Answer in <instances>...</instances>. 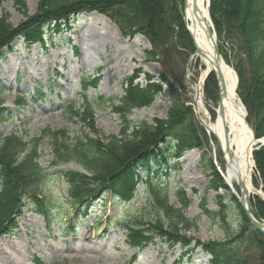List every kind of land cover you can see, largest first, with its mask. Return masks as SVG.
I'll use <instances>...</instances> for the list:
<instances>
[{
    "label": "rangeland",
    "instance_id": "rangeland-1",
    "mask_svg": "<svg viewBox=\"0 0 264 264\" xmlns=\"http://www.w3.org/2000/svg\"><path fill=\"white\" fill-rule=\"evenodd\" d=\"M230 2V6L239 8V0ZM38 3L39 0H0V21L10 28L17 27L36 12ZM223 13L221 0H210L208 15L221 58L238 77V69L246 72L245 61L237 42L231 40L234 36L227 38L221 32L228 26L221 20ZM165 22L167 27L155 44L141 34L123 38L117 26L97 12L72 16L68 27L63 26L59 33L53 31L52 25L44 28V47L28 48L20 37L15 38L13 51L0 59V104L12 113L0 123V140L16 133L29 142L46 128L64 129L71 138L81 136L86 129L75 112L84 104H93L96 125L103 135L118 134L121 123L112 106L118 104L125 90L146 85L156 90L148 105L133 109L129 120L136 124L166 116L172 84L191 112L199 143L167 157L165 168L152 161L149 177L166 189L169 203L176 207L180 206L176 195L179 190L190 196L184 214L195 225L182 230V234L200 243L223 240L242 221L240 206L215 166L209 139L189 99L182 98H189L191 93L186 74L187 66L192 69L188 64L192 46L179 30L181 23L174 0L167 1ZM168 28L170 31L166 32ZM51 42L58 48L49 47ZM217 91L211 74L204 87L205 95L214 99ZM25 92L27 96L19 106L18 99ZM236 93L242 102L237 88ZM32 94L39 98L32 99ZM39 150V162L47 173L44 195L59 219L46 221L24 210L12 234L0 238V264H208L210 256L196 245L185 250L179 244L154 238L136 250L126 243L127 231L122 222L155 213L149 181L142 178L145 172H137L141 180L135 185V197L121 202L107 195L94 200L84 215L77 216L67 200L60 170L82 169L74 163L53 164L46 139L41 141ZM252 183L254 188L263 189L255 162ZM259 204V198L251 195V210L262 212L258 219L264 221V206ZM203 207L215 211L218 217L208 216ZM68 220L72 229L66 230ZM107 224L110 227L105 232ZM239 255L246 264H258L256 248L250 243L241 248Z\"/></svg>",
    "mask_w": 264,
    "mask_h": 264
},
{
    "label": "trees",
    "instance_id": "trees-1",
    "mask_svg": "<svg viewBox=\"0 0 264 264\" xmlns=\"http://www.w3.org/2000/svg\"><path fill=\"white\" fill-rule=\"evenodd\" d=\"M167 1L39 0L36 12L17 27L10 28L0 21V58L13 50L16 37H21L27 47L43 45L44 28L52 25L53 31L58 33L63 26L67 27L71 16L93 11L110 19L123 38L141 34L155 44L167 27ZM239 2L237 8L229 5L232 4L230 0H221L224 8L221 20L228 25L221 32L227 38L234 36L231 40L237 42L238 51L245 61L246 72L237 70V90L247 111V122L255 136L261 137L264 136V0ZM169 87L170 103L166 116L141 120L136 124L129 120L133 109L148 105L156 90L147 85L125 90L118 104L112 106L121 123L118 134L103 135L96 125L93 104H84L80 111L75 112L86 129L81 136L71 138L64 129L49 128L29 142L16 133L3 136L0 140V238L12 234L20 217L24 216V210L34 212L46 221L59 219L51 201L44 195L47 173L39 162V146L46 139L53 164L74 163L82 169L60 170L67 187V200L77 216L84 215L94 200L107 195L121 202L135 197V185L141 180L137 172L146 173L142 178L149 181L155 213L148 217L138 215L122 222L127 231L125 241L134 249L138 250L157 238L173 245L179 244L186 250L194 245L201 247L210 256L208 264H246L239 252L246 243H250L256 248L258 264H264V236L249 224L241 208L242 221L226 238L195 242L182 234V230L187 231L195 225L184 214L190 197L179 190L176 195L180 206L176 207L169 203L166 189L149 177L152 161L159 167H165L167 157L177 156L180 150L199 143L189 108L183 104L172 84ZM21 101L17 102L19 106L23 103ZM11 115L0 104V123ZM253 159L264 191V144L254 150ZM259 203L264 206V201L259 199ZM203 212L212 218L218 217L215 211L204 207ZM252 212L256 218L263 214L258 210ZM109 227L107 224L104 231ZM65 229H72L70 220L66 222Z\"/></svg>",
    "mask_w": 264,
    "mask_h": 264
},
{
    "label": "bare ground",
    "instance_id": "bare-ground-1",
    "mask_svg": "<svg viewBox=\"0 0 264 264\" xmlns=\"http://www.w3.org/2000/svg\"><path fill=\"white\" fill-rule=\"evenodd\" d=\"M180 20L179 30L192 46L186 78L191 100L201 120L214 154L215 166L224 182L239 197L235 188L242 180L246 192L255 194L260 190L252 183L253 160L251 157L252 131L245 120V110L237 96V76L223 60L220 70L225 91H217L214 99L206 97L204 87L215 65L211 42L205 34L208 20V0H196L197 10H193V0H174ZM220 105L222 110L220 109Z\"/></svg>",
    "mask_w": 264,
    "mask_h": 264
},
{
    "label": "water",
    "instance_id": "water-1",
    "mask_svg": "<svg viewBox=\"0 0 264 264\" xmlns=\"http://www.w3.org/2000/svg\"><path fill=\"white\" fill-rule=\"evenodd\" d=\"M193 10L196 11L197 10V4H196V0H193ZM205 34L207 36V38L210 40L211 42V47H212V52H213V60H214V65H215V69H214V76L216 79V82L218 84L219 87V91L222 93H224L225 91V84H224V80H223V76L221 74V70H220V63H221V56L219 53V48L216 42V38H215V34L212 30V28L207 24L206 25V29H205ZM184 100H186V98H183ZM193 106L196 112V106L193 102ZM220 109L222 110V107L220 105ZM196 117L198 119V122L201 123V120L198 116V114L196 113ZM251 129V128H250ZM252 131V129H251ZM253 134V131H252ZM252 145L258 144V145H262L264 144V137L262 138H257L254 134L252 135ZM254 148L251 149V154L253 152ZM238 191L240 196L237 197V200L239 202V205L241 206V209L245 215V217L247 218V220L249 221V223L258 231L260 232L262 235H264V221L262 220H257L256 218H254V216L251 213V209H250V195L249 193L246 192L245 186L242 182V180L238 179L236 182ZM255 195L257 197H259L260 199L264 200V193L263 192H256Z\"/></svg>",
    "mask_w": 264,
    "mask_h": 264
}]
</instances>
